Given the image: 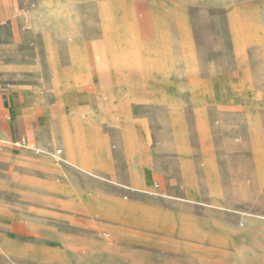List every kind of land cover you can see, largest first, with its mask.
Segmentation results:
<instances>
[{
  "label": "rangeland",
  "instance_id": "rangeland-1",
  "mask_svg": "<svg viewBox=\"0 0 264 264\" xmlns=\"http://www.w3.org/2000/svg\"><path fill=\"white\" fill-rule=\"evenodd\" d=\"M19 1L2 59L89 127L0 163V264H264V0Z\"/></svg>",
  "mask_w": 264,
  "mask_h": 264
},
{
  "label": "crops",
  "instance_id": "crops-1",
  "mask_svg": "<svg viewBox=\"0 0 264 264\" xmlns=\"http://www.w3.org/2000/svg\"><path fill=\"white\" fill-rule=\"evenodd\" d=\"M19 4V0H0V163L19 156L30 157L34 152L43 151L53 161L59 162L63 157L71 156L74 149V121H78L77 124L83 128L89 127L88 112L83 109L89 97L87 94L78 97L61 94L56 96L54 104L47 105L46 96L35 89L34 85L19 80L20 76H14L16 63L2 59L1 54L9 46L4 41V35L16 20ZM79 106L81 108L77 109ZM53 113L55 118L51 120ZM16 141H24L26 146H16ZM54 141L61 147L51 148ZM30 144L43 146L44 150ZM57 149L60 153L53 156ZM137 173L135 166L134 171L128 174L129 180H138Z\"/></svg>",
  "mask_w": 264,
  "mask_h": 264
},
{
  "label": "built area",
  "instance_id": "built-area-1",
  "mask_svg": "<svg viewBox=\"0 0 264 264\" xmlns=\"http://www.w3.org/2000/svg\"><path fill=\"white\" fill-rule=\"evenodd\" d=\"M15 145H16V146H26V143H25L24 141H16V142H15ZM59 153H60V150L57 149V150L55 151V153L53 154V156H55V155H57V154H59Z\"/></svg>",
  "mask_w": 264,
  "mask_h": 264
},
{
  "label": "trees",
  "instance_id": "trees-1",
  "mask_svg": "<svg viewBox=\"0 0 264 264\" xmlns=\"http://www.w3.org/2000/svg\"><path fill=\"white\" fill-rule=\"evenodd\" d=\"M18 239L22 240V241H28V242H31V237H26V236H18L17 237Z\"/></svg>",
  "mask_w": 264,
  "mask_h": 264
}]
</instances>
